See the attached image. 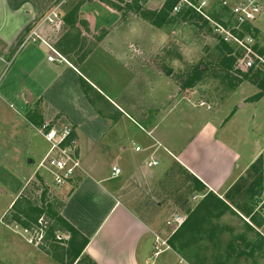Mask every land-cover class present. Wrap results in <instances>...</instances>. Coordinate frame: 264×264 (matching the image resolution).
<instances>
[{
	"label": "crops",
	"instance_id": "1",
	"mask_svg": "<svg viewBox=\"0 0 264 264\" xmlns=\"http://www.w3.org/2000/svg\"><path fill=\"white\" fill-rule=\"evenodd\" d=\"M57 2L0 0V76L4 71V78L8 75L0 84V108L5 112L0 131L12 127L17 133L22 121L19 110L39 98L44 100L47 121L72 122L83 143L84 170L60 187L66 196L60 214L89 240L79 259L88 257L96 264H157L155 244L160 234L139 211L137 192L151 191L158 177L176 164L194 179L204 197L213 193L223 198L264 152V91L241 83L234 92L238 95L235 105L216 109L206 102L197 106L180 93L174 79L163 74V67L159 71L157 66L127 63L133 56L153 55L148 49L127 48L134 39H150L151 24L140 17L114 30L103 26L105 37L87 56L106 59L110 66L101 63L99 70H85L60 49L63 36H58L63 31L54 32L43 22L53 10L62 13ZM59 15L67 23L64 14ZM83 19L92 30L101 21L97 12ZM133 24L140 27L134 37L126 30ZM37 27L64 61H49L48 48L29 37ZM154 68L155 77L148 72ZM125 74L129 79L122 78ZM84 82L90 87L87 91ZM21 94L27 103L21 101ZM129 95L156 109L152 123L145 122L142 114L140 121V115L122 107L124 96ZM37 150L30 147L33 156ZM114 166L123 171L118 177L112 176ZM123 174L118 189L117 180ZM252 229L264 240L262 229ZM170 260L161 262L171 264Z\"/></svg>",
	"mask_w": 264,
	"mask_h": 264
},
{
	"label": "rangeland",
	"instance_id": "2",
	"mask_svg": "<svg viewBox=\"0 0 264 264\" xmlns=\"http://www.w3.org/2000/svg\"><path fill=\"white\" fill-rule=\"evenodd\" d=\"M166 1L58 0L56 5L62 11L58 13L64 14L67 22H63V32L58 36H63L60 49L71 61L84 65L85 70H99L98 64L101 63L109 67L110 63L106 59L87 56L105 37L102 27L111 30L122 28L128 21L139 17L147 21L137 12L138 6L159 11ZM181 1L178 0V3ZM185 1L180 11L171 12L163 27L158 28L148 21L152 25H149V40L139 42L134 39L127 43L128 49H148L153 54L148 57L133 56L128 58L127 63L132 66L149 64V67H159V71L163 67V74L174 79L180 93L193 100L197 106L202 101L211 103L216 109L231 103L235 105L238 95L234 92L238 85L250 83L259 88L264 83V76L260 73L239 76L235 59L241 54L240 45L225 40L217 26H233L231 9L239 0ZM189 9L195 10L199 16L187 13ZM92 12H97L101 19L95 30L83 19ZM126 30L129 33L132 31V37L140 33V27L134 24ZM241 30V36L245 33L253 36L257 47L264 51V15ZM115 45L119 46V40ZM157 50L161 52L157 53ZM148 72L154 77L158 74L155 68ZM5 74L6 71L0 76V84L7 78L8 75L4 78ZM125 75L122 78L129 79V75ZM136 83L139 86L142 84L139 81ZM12 87L8 86L7 89ZM88 88L86 84V91ZM139 98L124 96L122 107L131 114L140 115V121H143L144 115V121L150 124L156 109L146 108ZM21 101L26 102L23 94ZM28 103V107L19 110L22 121L18 132L12 127L7 132L0 131V264H71L72 260L65 257L70 234L56 230L50 235L54 223L50 216L51 208L47 207V214L42 215L37 223H31L28 229L16 219V216H22L19 209L22 210L27 203L41 207L52 204L60 212L66 198L62 196L60 187L47 185L44 180L47 178L48 182L51 181L50 173L44 168L49 149V142L41 131L47 121L44 100L39 98ZM4 113V108H0V117ZM261 121L264 123V116ZM30 147H37V155L30 153ZM82 170L83 162L76 175ZM121 176L117 180L118 189L125 178L124 174ZM158 178L151 191L137 192L136 195V203L144 219L153 226L156 234L169 237L170 248L160 255H154L157 264H163L161 261L166 258L171 259V264H176L180 258L190 264H264V240L252 229L256 226L264 231V152L258 160L247 166L244 175L223 198L213 193L204 197L194 179L176 164L167 168ZM17 200L19 206L15 208L13 205ZM176 213L184 215L185 223L173 232L169 222ZM79 264L90 262L83 257Z\"/></svg>",
	"mask_w": 264,
	"mask_h": 264
},
{
	"label": "built area",
	"instance_id": "3",
	"mask_svg": "<svg viewBox=\"0 0 264 264\" xmlns=\"http://www.w3.org/2000/svg\"><path fill=\"white\" fill-rule=\"evenodd\" d=\"M186 1L182 0L175 5L173 11H180ZM264 15V0H239L234 3L231 9L232 27L217 26L220 28L221 34L228 42L235 41L240 45L241 54L236 56L235 69L239 72V76L243 74H252V72L260 73L264 76V51L257 47L255 38L249 34H242L241 28L254 23ZM47 22L50 29L54 32H61L64 20L55 10L43 20ZM235 30L239 32H235ZM225 35V36H224ZM33 41H39L44 44L48 50V60L52 62H62L65 57L59 52L53 43L47 40L35 28L30 36ZM205 101L200 102L204 106ZM45 139L49 142V149L44 159L47 171L50 173L51 181L45 182L54 187H62L76 177L77 170L81 169L82 141L75 135L76 128L72 122L61 120V118L46 121L41 129ZM121 169L114 166L112 176L118 177ZM50 188V186H49ZM183 214L174 215L173 220L169 222L173 232L179 230L185 223ZM169 238V237H168ZM159 236L155 245V254L160 255L170 248L169 239ZM176 264H190L183 258H180Z\"/></svg>",
	"mask_w": 264,
	"mask_h": 264
},
{
	"label": "trees",
	"instance_id": "4",
	"mask_svg": "<svg viewBox=\"0 0 264 264\" xmlns=\"http://www.w3.org/2000/svg\"><path fill=\"white\" fill-rule=\"evenodd\" d=\"M177 3L178 0H167L162 9H160L159 11L146 10L138 6L137 12L141 15V17L149 21L152 25L161 28L167 24L169 15L173 11V8ZM187 13H192V16H199V14L193 9H189ZM84 86H86L85 82ZM259 88L264 91V83L260 84ZM262 95L263 93H260L256 96V98H260ZM209 195H207L206 197H208ZM18 206L19 200L14 203L13 207L18 208ZM47 207L51 208L50 216L52 219H54V223L50 230V235H53L56 230H61L70 234L71 239L68 243V248L65 251V257L71 259L72 263L77 261L76 264H79L81 262V259H79V257L82 255V252L88 244L89 240L84 237L79 232V230L76 229V227L68 222L60 214L59 211H56L52 204H50L49 206L47 205L46 207H41L33 206L30 203H27V205H25L22 210L19 209L22 216H16V219L19 223L23 224V226H26V228L28 229L29 227H31V223H37L42 215H44L45 213L47 214ZM85 259H87L90 264H96V262L88 257H85Z\"/></svg>",
	"mask_w": 264,
	"mask_h": 264
}]
</instances>
